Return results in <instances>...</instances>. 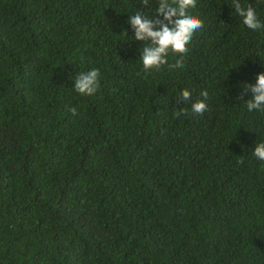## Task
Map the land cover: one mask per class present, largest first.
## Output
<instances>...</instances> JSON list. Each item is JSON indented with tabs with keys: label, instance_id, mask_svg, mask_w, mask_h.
Wrapping results in <instances>:
<instances>
[{
	"label": "trees",
	"instance_id": "1",
	"mask_svg": "<svg viewBox=\"0 0 264 264\" xmlns=\"http://www.w3.org/2000/svg\"><path fill=\"white\" fill-rule=\"evenodd\" d=\"M240 3L264 23V0ZM158 7L0 0V264H264V112L245 102L264 30L232 0H196L183 66L169 50L145 72L128 20Z\"/></svg>",
	"mask_w": 264,
	"mask_h": 264
},
{
	"label": "clouds",
	"instance_id": "2",
	"mask_svg": "<svg viewBox=\"0 0 264 264\" xmlns=\"http://www.w3.org/2000/svg\"><path fill=\"white\" fill-rule=\"evenodd\" d=\"M141 2L145 7L149 5V0H141ZM158 4L159 7L155 11L163 19L153 20L137 11L128 20L134 32L133 39L145 42V46L140 50L142 53L140 61L145 72L153 69L159 70L162 66L168 65L169 50L180 56L175 64L169 67H182L183 56L188 52V45L191 43L194 33L203 27V22L187 11L190 7H196V0H158ZM232 7L243 18L244 25L249 29L264 30V23L258 19L256 11L251 5L245 8L241 5L240 0H232ZM149 41L150 43H148ZM99 75L98 69L77 74L74 80V90L80 95H93L99 86ZM248 90L251 92L250 99L245 101L243 96L239 97L246 102L247 110L249 112L254 110L264 112V72L257 75L254 84L246 85V91ZM201 96L204 99L191 103L192 113L203 115L207 110L205 102L208 97L207 91L202 92ZM178 97L183 103L188 102L191 99V92L188 89H183L179 92ZM70 111L73 115L77 113L75 108ZM187 114V109H181L174 113L176 118ZM252 155L264 161V142L258 143ZM238 163L243 164V160Z\"/></svg>",
	"mask_w": 264,
	"mask_h": 264
}]
</instances>
